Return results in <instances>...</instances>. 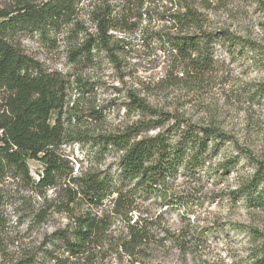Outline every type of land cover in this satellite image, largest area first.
<instances>
[{"label": "rangeland", "instance_id": "rangeland-1", "mask_svg": "<svg viewBox=\"0 0 264 264\" xmlns=\"http://www.w3.org/2000/svg\"><path fill=\"white\" fill-rule=\"evenodd\" d=\"M47 1L0 0V12ZM75 7L72 23L13 38L24 54L67 83L61 112H52L50 124L60 117L63 136L55 153L71 178L116 175L118 156L103 139L137 126L158 123L156 129L143 127L139 138L167 135L181 124L216 129L232 143L207 152L198 168L180 170L164 187L137 192L123 216L118 193L100 204L80 195L76 204L68 203L78 186L65 176L41 191L17 175L0 179V264L43 254L52 233L71 230L85 214L109 223L93 264H259L264 208L231 193L259 174L258 192L264 191V93L255 92L264 88V0H75ZM106 8L114 19L110 44L94 48L96 17ZM192 14L195 22L186 24ZM199 31H227L244 47L236 53L226 41L216 43L211 68L197 73L167 40ZM87 49L90 56L77 62L72 52ZM133 97L147 112L135 107ZM28 168L37 182L42 165L29 160ZM125 219L151 229L134 258L119 255L116 247L127 234Z\"/></svg>", "mask_w": 264, "mask_h": 264}, {"label": "trees", "instance_id": "trees-1", "mask_svg": "<svg viewBox=\"0 0 264 264\" xmlns=\"http://www.w3.org/2000/svg\"><path fill=\"white\" fill-rule=\"evenodd\" d=\"M75 8V0H51L39 5L26 4L11 14L0 12V89L4 92V99L0 101V179L17 175L41 191L53 189L65 176L78 186V194L68 203L76 204L77 195H80L92 204H100L108 195L118 193L119 215L123 216L122 209L128 207V202L137 192L164 187L180 170L198 168L207 152L218 151L232 141L216 129L181 124L175 125L167 135L159 132L139 138L143 127L156 129L158 123L151 127L137 126L103 139L106 148L118 156L116 175L71 178L72 171H66L68 167L55 153L63 136L60 117L50 124L52 112H61L67 83L64 77L56 72H47L24 54L13 38L18 33H42L58 24H70L74 20ZM183 18L185 20L187 16L183 15ZM96 21L99 41H94L92 47L108 48L111 40L108 33L114 28L112 10L106 8L98 13ZM186 21L192 25L195 16L192 14ZM235 38L227 31L216 34L199 31L169 37L167 42L183 62L187 61L190 69L205 73L212 66V49L216 43L224 45L226 41L236 53L241 52L244 45ZM72 53L80 62L81 56L87 58L91 50ZM260 88L256 89V94L264 93V88ZM132 101L137 109L147 112L145 104L135 97ZM29 160L42 165V174L37 182H33L29 175ZM261 180V174L255 175L246 184H239L231 195L235 199H245L254 208H264V191L258 192ZM124 221L127 234L116 247L119 255L134 258L141 253V247L147 246L152 237L151 229L141 220L134 223L131 219ZM108 229L106 218L81 215L76 217L71 230H58L47 238L43 247L47 245L49 249H45L43 254L27 255L16 264H93V252L101 249ZM259 264H264V257Z\"/></svg>", "mask_w": 264, "mask_h": 264}]
</instances>
